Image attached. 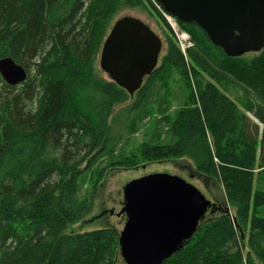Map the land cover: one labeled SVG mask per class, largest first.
<instances>
[{"label":"trees","instance_id":"1","mask_svg":"<svg viewBox=\"0 0 264 264\" xmlns=\"http://www.w3.org/2000/svg\"><path fill=\"white\" fill-rule=\"evenodd\" d=\"M146 7L171 34L151 0H0V59L27 74L16 86L0 77V264H115L114 228L66 230L93 209V192L80 197L84 174L143 120L167 69L198 87L191 106L165 120L172 141L109 166L185 157L223 187L227 203L162 264H264V186L253 187L254 170L264 177V49L229 58L195 24L177 23L193 44L187 61L167 35L160 66L130 97L97 76L96 60L116 15ZM221 88L240 91L244 110ZM95 170L94 186L105 169Z\"/></svg>","mask_w":264,"mask_h":264},{"label":"water","instance_id":"2","mask_svg":"<svg viewBox=\"0 0 264 264\" xmlns=\"http://www.w3.org/2000/svg\"><path fill=\"white\" fill-rule=\"evenodd\" d=\"M154 1L177 23L195 24L226 57L264 49V0ZM161 50V39L144 22L122 16L103 40L98 65L110 82L132 97L156 68ZM0 77L16 86L27 74L6 57L0 59ZM122 201L118 216L125 222L118 247L124 264H162L193 237L207 213L220 210L193 185L166 173L131 180L122 189Z\"/></svg>","mask_w":264,"mask_h":264},{"label":"rangeland","instance_id":"3","mask_svg":"<svg viewBox=\"0 0 264 264\" xmlns=\"http://www.w3.org/2000/svg\"><path fill=\"white\" fill-rule=\"evenodd\" d=\"M155 8L169 26L171 34L166 31L165 25H163L159 16H157L152 9H147V7L144 10L138 8L124 9L116 15L112 23L122 16L135 17L144 22L162 41V50L156 66L159 67L161 58L165 53L166 36L170 34L179 48L180 43L178 37L186 35L190 40V35L182 31L176 21H174V25L172 20L166 19L156 6ZM192 45L193 44L190 42L184 49L179 48L185 56L186 61V51ZM246 55L256 57L258 53H249ZM98 59L99 54L96 60V69L99 72L97 76L102 80H108L106 74L99 68ZM204 78L207 80L206 77ZM160 80V90L155 96L145 100L146 115L143 120L134 126L131 133L127 134L123 142L114 148L112 153L109 152V154L100 156L93 171L84 174L83 180L80 181L82 185L80 197L86 200L90 193L93 192V209L84 220L67 227L66 233H85L109 227L114 228L119 233L125 222V217L123 215L118 216L123 202L122 189L131 180L148 174L166 173L177 176L193 185L205 199L211 203H227L221 184L214 179H206L200 176L196 173L192 162L185 157L164 162L154 161L134 168L109 166L111 159L130 160L133 155H137L146 147L166 144L172 141L170 135L167 133L165 120H171L177 110L190 107L192 99H196L198 87L191 76L189 81L186 82L178 72L172 69H167L162 74ZM221 90H223L226 96L233 99L241 110H244L241 104L243 96L240 91L233 88H221ZM246 115L249 118V122L255 124L260 131L262 127L261 124H259L251 114L246 113ZM97 167L105 170L100 180L94 186L96 180L95 169H97ZM254 180L255 183L253 187L255 185L259 187L264 186V177L258 174V170H254ZM228 208L230 213L233 214V209L230 207ZM110 211H112V214H110ZM262 215L263 214L259 212V216ZM245 252L246 250L243 251V254H245ZM115 264H124L120 256L116 259Z\"/></svg>","mask_w":264,"mask_h":264},{"label":"built area","instance_id":"4","mask_svg":"<svg viewBox=\"0 0 264 264\" xmlns=\"http://www.w3.org/2000/svg\"><path fill=\"white\" fill-rule=\"evenodd\" d=\"M151 2L158 8V10H160V12L162 13V15L166 18V19H169V20H172V22L174 23L175 25V22L174 20L168 16L167 14H165L162 9L159 7V5L154 1V0H151ZM178 41L180 43V49H184L186 47V45L190 44L189 42V38L186 36V35H181L180 37H178Z\"/></svg>","mask_w":264,"mask_h":264}]
</instances>
